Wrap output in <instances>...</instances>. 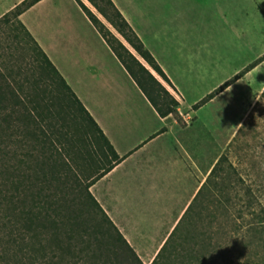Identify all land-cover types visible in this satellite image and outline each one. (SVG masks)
Returning a JSON list of instances; mask_svg holds the SVG:
<instances>
[{"label":"trees","instance_id":"trees-1","mask_svg":"<svg viewBox=\"0 0 264 264\" xmlns=\"http://www.w3.org/2000/svg\"><path fill=\"white\" fill-rule=\"evenodd\" d=\"M40 1L22 0L0 18V25L13 23V40L32 59L26 68H6L11 80L0 72V264H145L90 191L121 157L20 20ZM88 1L174 88L114 0ZM76 2L159 115H173L181 122L179 100L85 2ZM255 63L205 95L194 108L213 99ZM17 74L23 76L19 79ZM17 134L23 138L16 145L19 157L12 144ZM225 161L228 157L223 154L150 264H264L261 196L256 198L258 221L249 226V239L235 257L203 231L182 228L193 225L185 220L200 214L196 202L218 178V170H224Z\"/></svg>","mask_w":264,"mask_h":264},{"label":"rangeland","instance_id":"rangeland-1","mask_svg":"<svg viewBox=\"0 0 264 264\" xmlns=\"http://www.w3.org/2000/svg\"><path fill=\"white\" fill-rule=\"evenodd\" d=\"M20 1L0 0V18ZM82 1L113 28L88 0ZM114 2L169 75L174 88L162 82L180 102V124H189L203 139V164L212 168L221 155L228 157L221 164L224 170H218V178H213L196 202L200 214L185 220H192L193 225L181 227L203 231L213 243L223 245V252L235 257L249 239V226L258 221L256 198H264V0ZM45 6L65 10L74 21H82L75 0H47ZM12 24L0 25V72L10 80L6 68H26L32 61L13 40ZM254 62L213 99L194 108ZM15 137L12 144L19 157L16 145L23 138L21 134ZM171 229L147 228L138 242H132L145 264L151 263L148 255ZM127 236L132 237L130 232Z\"/></svg>","mask_w":264,"mask_h":264},{"label":"crops","instance_id":"crops-1","mask_svg":"<svg viewBox=\"0 0 264 264\" xmlns=\"http://www.w3.org/2000/svg\"><path fill=\"white\" fill-rule=\"evenodd\" d=\"M46 1L32 6L20 20L121 157L90 191L130 244L147 228H174L212 169L201 159L203 139L173 115H159L81 8L78 23L65 10L45 6ZM171 230L148 259L155 257Z\"/></svg>","mask_w":264,"mask_h":264}]
</instances>
